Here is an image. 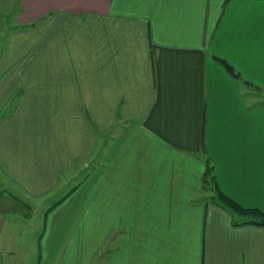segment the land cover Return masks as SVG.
Masks as SVG:
<instances>
[{
  "label": "crops",
  "instance_id": "crops-1",
  "mask_svg": "<svg viewBox=\"0 0 264 264\" xmlns=\"http://www.w3.org/2000/svg\"><path fill=\"white\" fill-rule=\"evenodd\" d=\"M224 4L0 0V173L20 189L0 177L1 236L106 139L36 264H264V228L200 197L205 152L223 195L264 210V0Z\"/></svg>",
  "mask_w": 264,
  "mask_h": 264
},
{
  "label": "rangeland",
  "instance_id": "rangeland-1",
  "mask_svg": "<svg viewBox=\"0 0 264 264\" xmlns=\"http://www.w3.org/2000/svg\"><path fill=\"white\" fill-rule=\"evenodd\" d=\"M253 102L257 101L254 99ZM249 100V97L247 98ZM264 99L260 95V100ZM88 163H86L87 165ZM84 164L79 165L77 168L72 169L70 172L65 174L61 182L54 187V190L51 189L50 192L44 194L41 197H34L32 200L33 215L30 219L26 220L21 215L18 214H5L3 219L5 220V225L3 228V235H0V264H18L17 261L23 260L25 264H36L38 257V248L36 240L38 234L41 231L42 225L45 222L47 216V208L53 203L62 192V189L65 190V187H68L71 183L75 182L76 179L81 177V174H78L83 169ZM1 179L3 178L7 183L5 186H2L3 189L7 187H12L13 191L19 192L20 189L16 185H13L5 176L0 173ZM67 183V184H66ZM64 192V191H63ZM209 194L200 193V197L206 199ZM16 226L18 229L12 228ZM15 230V231H14ZM16 231H20L16 232ZM23 235L24 239L20 240L19 248H12V243L8 244L7 238L9 236ZM2 237V239H1ZM33 245V246H32Z\"/></svg>",
  "mask_w": 264,
  "mask_h": 264
},
{
  "label": "trees",
  "instance_id": "trees-1",
  "mask_svg": "<svg viewBox=\"0 0 264 264\" xmlns=\"http://www.w3.org/2000/svg\"><path fill=\"white\" fill-rule=\"evenodd\" d=\"M227 2L228 0H225L224 7ZM3 17L4 19L10 21L11 13H6L5 15H3ZM217 60L231 76H233L237 80H240V75L232 68V66H230V64H228L222 59ZM106 144L107 140L105 139L103 143L100 144L98 148H96V151L93 154L92 159H90V161L88 162V164H85L83 169L81 168V171L78 172V174H81V179L84 180L92 170H94L98 165L101 164V157L105 151ZM203 155L204 171L201 176L200 191L209 194L206 199H208L209 202L215 203L216 205L226 210L230 214L231 222L233 225L251 224L264 228V210L260 211L257 209L244 208L236 202L232 201L231 199L227 198L225 195H223L218 189L213 165L211 164L209 158L205 156V152H203ZM78 166L79 162L74 163V165L71 167V170L77 168ZM61 175H63V172L61 173ZM61 177L62 176H60V180ZM74 187L75 186L73 185L72 189H74ZM69 193L70 192L61 196L62 198H57L53 203L50 204L46 212L48 213L50 210L55 208Z\"/></svg>",
  "mask_w": 264,
  "mask_h": 264
}]
</instances>
